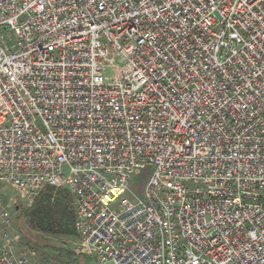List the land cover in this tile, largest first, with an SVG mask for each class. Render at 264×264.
<instances>
[{
    "label": "built area",
    "instance_id": "built-area-1",
    "mask_svg": "<svg viewBox=\"0 0 264 264\" xmlns=\"http://www.w3.org/2000/svg\"><path fill=\"white\" fill-rule=\"evenodd\" d=\"M46 187L95 264H264V0H0V225Z\"/></svg>",
    "mask_w": 264,
    "mask_h": 264
},
{
    "label": "trees",
    "instance_id": "trees-1",
    "mask_svg": "<svg viewBox=\"0 0 264 264\" xmlns=\"http://www.w3.org/2000/svg\"><path fill=\"white\" fill-rule=\"evenodd\" d=\"M17 211L33 231L50 236L76 237L73 198L66 190L54 191L46 187L31 205L21 209L19 205ZM41 250L48 261L55 264H79L72 250L64 246L44 244Z\"/></svg>",
    "mask_w": 264,
    "mask_h": 264
},
{
    "label": "rangeland",
    "instance_id": "rangeland-1",
    "mask_svg": "<svg viewBox=\"0 0 264 264\" xmlns=\"http://www.w3.org/2000/svg\"><path fill=\"white\" fill-rule=\"evenodd\" d=\"M150 168L144 169L139 177L132 184L133 189L137 188L140 192V186L150 176ZM2 194L6 198L14 197L12 188L8 185L2 186ZM17 208L19 204H16ZM29 205L27 203H21L20 209L26 208ZM17 208H14L10 211V220L9 226L0 225V249L5 248V237L4 233L7 234V238L12 240L11 251L13 254H22L26 253L28 256L29 264H55L53 261H48V258L44 255L41 250V247L44 244H53L61 245L66 248H69L74 252L75 245L78 243L77 238H71L67 236H50L45 235L36 231H33L26 219L22 216L20 212L17 211ZM79 264H95L91 258L87 256H79L75 254Z\"/></svg>",
    "mask_w": 264,
    "mask_h": 264
}]
</instances>
